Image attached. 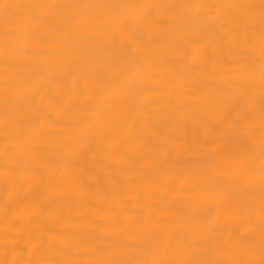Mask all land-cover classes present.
<instances>
[{
	"label": "bare ground",
	"instance_id": "bare-ground-1",
	"mask_svg": "<svg viewBox=\"0 0 264 264\" xmlns=\"http://www.w3.org/2000/svg\"><path fill=\"white\" fill-rule=\"evenodd\" d=\"M264 0H0V264L264 260Z\"/></svg>",
	"mask_w": 264,
	"mask_h": 264
},
{
	"label": "snow or ice",
	"instance_id": "snow-or-ice-1",
	"mask_svg": "<svg viewBox=\"0 0 264 264\" xmlns=\"http://www.w3.org/2000/svg\"><path fill=\"white\" fill-rule=\"evenodd\" d=\"M262 175H264V167L261 169ZM240 264H257L256 261H241ZM260 264H264V260L260 262Z\"/></svg>",
	"mask_w": 264,
	"mask_h": 264
}]
</instances>
